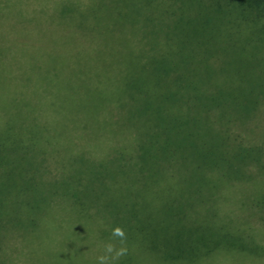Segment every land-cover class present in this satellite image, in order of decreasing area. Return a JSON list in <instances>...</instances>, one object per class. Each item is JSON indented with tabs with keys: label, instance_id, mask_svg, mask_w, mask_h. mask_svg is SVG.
<instances>
[{
	"label": "trees",
	"instance_id": "obj_1",
	"mask_svg": "<svg viewBox=\"0 0 264 264\" xmlns=\"http://www.w3.org/2000/svg\"><path fill=\"white\" fill-rule=\"evenodd\" d=\"M0 1H76L0 17L25 228L51 218L70 264H264V1H173L166 37L135 33L137 0Z\"/></svg>",
	"mask_w": 264,
	"mask_h": 264
},
{
	"label": "rangeland",
	"instance_id": "obj_2",
	"mask_svg": "<svg viewBox=\"0 0 264 264\" xmlns=\"http://www.w3.org/2000/svg\"><path fill=\"white\" fill-rule=\"evenodd\" d=\"M180 0H137L128 1L126 5L123 1L119 2L120 11H125L128 16L136 17L140 20L139 25L135 28L136 34H155V35H174L181 30V26L170 24L169 3ZM210 1V0H209ZM224 1V0H222ZM240 1V0H227ZM244 1H261L264 0H244ZM76 1H0V17L5 19L23 18L25 16L35 18L39 15L36 12L43 10L50 11L71 8ZM90 2V1H89ZM100 4L103 1H97ZM113 2V1H112ZM178 2V4H179ZM177 3V2H176ZM113 4V3H112ZM49 12L44 17L49 16ZM123 15V13H122ZM133 15V16H132ZM263 20V19H262ZM149 21L152 22L150 27ZM144 22L149 23L144 26ZM170 24V25H169ZM2 116L0 115V119ZM1 123V122H0ZM0 165V170L2 171ZM0 171V264H70L67 251L68 246L63 241L59 243L60 234L63 229L52 224L51 218L43 226L36 228H25L18 219L21 211L18 210L16 202L21 198V193L14 189H6L5 186L12 180L3 178ZM56 221V220H55ZM44 228V229H43ZM59 233V234H58ZM64 253L63 256L60 253Z\"/></svg>",
	"mask_w": 264,
	"mask_h": 264
},
{
	"label": "clouds",
	"instance_id": "obj_3",
	"mask_svg": "<svg viewBox=\"0 0 264 264\" xmlns=\"http://www.w3.org/2000/svg\"><path fill=\"white\" fill-rule=\"evenodd\" d=\"M111 234H112L113 237H120V238H123V235H124L123 231L119 227H114L112 229ZM104 250H105L106 253L111 252L112 251V244L111 243L105 244ZM123 252H124L123 248L118 249L117 252H116V255L119 256ZM107 259H108V257L106 255H102V256H98L97 257V260L99 261V264H104V262Z\"/></svg>",
	"mask_w": 264,
	"mask_h": 264
}]
</instances>
